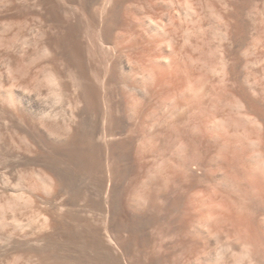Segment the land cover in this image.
<instances>
[{"label": "rangeland", "instance_id": "rangeland-1", "mask_svg": "<svg viewBox=\"0 0 264 264\" xmlns=\"http://www.w3.org/2000/svg\"><path fill=\"white\" fill-rule=\"evenodd\" d=\"M67 258L264 264V0H0V264Z\"/></svg>", "mask_w": 264, "mask_h": 264}, {"label": "bare ground", "instance_id": "bare-ground-1", "mask_svg": "<svg viewBox=\"0 0 264 264\" xmlns=\"http://www.w3.org/2000/svg\"><path fill=\"white\" fill-rule=\"evenodd\" d=\"M78 2H79V1H78ZM81 2H82V1H81ZM82 3H83V2H82ZM84 3H85V1H84ZM84 3H83V4H84ZM85 5H86V4H85ZM82 6H83V5H82ZM83 7H84V6H83ZM85 7H86V6H85ZM67 39H68V37H67ZM71 41H72V40H71ZM75 42H76V41H75ZM71 43H72V42H71ZM73 43H74V42H73ZM76 43H78V42H76ZM67 44H68V43H67ZM70 46H72V47L75 48V46H73V44L70 45ZM76 46H77V44H76ZM78 46H80V45L78 44ZM72 47H71V48H72ZM76 48H77V47H76ZM80 50H81V49H80ZM74 51H75V50H74ZM78 52H79V51H77V53H78ZM80 52H81V51H80ZM80 52H79V53H80ZM75 53H76V52H75ZM75 53H74V54H75ZM77 53H76V54H77ZM76 54H75V55H76ZM82 54H83V53H82ZM65 55H67V54H65ZM69 55H71V54H69ZM75 55H73V56H75ZM73 56H71V57H73ZM66 57H67V56H66ZM69 57H70V56H69ZM75 57H76V56H75ZM77 57H78V55H77ZM77 57H76V58H77ZM71 59H72V58H71ZM73 59H74V58H73ZM73 59H72V60H73ZM69 60H70V59H69ZM77 60H78V58H77ZM82 61H83V60H82ZM75 62H76V60H74V63H75ZM78 62H80V60H79ZM76 64H78V66H79V63H76ZM80 64H82V63L80 62ZM81 66H82V65H81ZM83 68H84V67H83ZM51 75H52V74H50L49 77H50ZM52 76H53V75H52ZM85 77H86V76H85ZM85 77H84V78H85ZM87 77H88V75H87ZM53 78L55 79L54 76H53ZM53 78H52L51 80H53ZM48 79H49V78H48ZM85 79H86V78H85ZM89 80H90V79H89ZM84 81H86V80H84ZM51 82H55V81H51ZM89 82H90V81H89ZM89 82H88V83H89ZM86 83H87V82H86ZM94 84H95V83H94ZM91 85H92V83H91ZM86 86H88V85H86ZM95 86H96V85H95ZM91 87H93V85H92ZM91 87L88 86V88H91ZM85 88H87V87H85ZM85 90H86V89H85ZM93 90H94V89H93ZM86 91H87V90H86ZM97 91H98V90H97ZM97 91H95V92H97ZM87 92H89V91H87ZM87 92H86L84 95H86ZM90 92H92V91H90ZM96 94H97V93H96ZM92 95H93V94H92ZM94 95H95V94H94ZM86 96H87V95H86ZM88 96H89V95H88ZM90 96H91V95H90ZM94 97H95V96H94ZM91 98H92V96H91ZM91 98H90V99H91ZM88 99H89V98H88ZM95 100H96V102H97V99H95ZM91 102H93V101H91ZM96 102H95V105H96ZM91 104H93V103H91ZM93 107H94V105H93ZM95 108H96V107H95ZM41 111H42V110H41ZM43 112H45V111L43 110ZM95 128H96V127H95ZM89 129H90V128H88V130H89ZM96 129H97V128H96ZM83 130H84V129H83ZM92 130H93V129H91V131H92ZM94 130H95V129H94ZM97 131H98V130H97ZM84 132H85V131H84ZM95 132H96V131H95ZM92 133H93V132H92ZM92 133H91V135H92ZM81 134H82V133H81ZM81 134H80V135H81ZM85 134H86V132H85ZM98 134H99V133H98ZM91 135H90V136H91ZM90 136H89V138L92 137V136H91V137H90ZM79 137H80V136H79ZM81 137H82V135H81ZM93 137H94V136H93ZM95 137H96V136H95ZM131 137H132V136H131ZM77 138H78V137H76V139H77ZM82 138H83V137H82ZM85 138H88V137H85ZM73 139H74V138H73ZM83 139H84V138H83ZM70 140H71V139H70ZM74 140H75V139H74ZM74 140H73V142H74ZM81 140H82V139H81ZM81 140H80V141H81ZM88 140H89V139H88ZM98 140H99V139H98ZM98 140H97V141H98ZM91 141H92V140H91ZM71 142H72V140H71ZM82 142H83V141H82ZM86 142H87V141H86ZM86 142H85V140H84V143H86ZM93 142H95V144H96V140L93 141ZM84 143H83V144H84ZM88 143H90V142H88ZM71 144H72V143H71ZM71 144H70V142H69V145H70V146H71ZM78 144H79V143H78ZM78 144H76V146H77ZM88 145H89V144H88ZM88 145L86 144L87 148L90 149L89 147H91L92 145L89 146V147H88ZM63 146H64V144H63ZM70 146H66V148H67V147H70ZM74 146H75V143L73 144V147H74ZM79 146H80V144H79ZM82 146L84 147V145H82ZM82 146H81V147H82ZM57 147H58V146H57ZM64 147H65V146H64ZM93 147H94V146H93ZM98 147H99V146H98ZM58 148H59V147H58ZM71 148H72V146H71ZM84 148H85V147H84ZM100 148H101V147H100ZM103 148H104V147H103ZM126 148H127V147H126ZM64 149H65V148H64ZM72 149H73V148H72ZM72 149H71V152H73ZM77 149H78V148H77ZM77 149H76V150H77ZM91 149H92V148H91ZM95 149H96V153H97V148H95ZM107 149H108V148H107ZM118 149H119V147L117 148V151H118ZM66 150H67V149H65L64 151L66 152ZM68 150H69V148H68ZM79 150H80V148H79ZM93 150H94V148H93ZM93 150H91V151H93ZM130 150H131V149H130ZM58 151H59V149H58ZM64 151H61V152L63 153ZM85 151H86V150H85ZM88 151H89V150H88ZM88 151H87V153H88ZM91 151H89V152H91ZM69 152H70V151H69ZM74 152H75V150H74ZM74 152H73V153H74ZM78 152H80V151H78ZM94 152H95V150H94ZM59 153H60V152H59ZM67 153H68V152H67ZM73 153H72V154H73ZM81 153H82V151H81ZM87 153L85 152L86 156H87ZM98 153H99V151H98ZM102 153H103V151H102ZM72 154H71V155H72ZM76 154H77V153H76ZM76 154H75V155H76ZM78 154L80 155V153H78ZM78 154H77V155H78ZM85 154H84V156H85ZM91 154H92V153H91ZM93 154H95V153H93ZM65 155H66V154H65ZM65 155H64V153H63L62 157L64 158ZM98 155H99V154H98ZM98 155H97V156H98ZM132 155H133V154H132ZM68 156H69V155H68ZM73 156H74V155H73ZM73 156H72V158H73ZM84 156H83V157H84ZM92 156H93V155H92ZM70 157H71V156H70ZM83 157H79V158L81 159V158H83ZM87 157H88V156H87ZM98 157H99V156H98ZM139 157H140V156H139ZM65 158H66V156H65ZM79 158H78V160H79ZM84 158H86V157H84ZM93 158H94V157H93ZM95 158H97V157H95ZM99 158H100V157H99ZM142 158H143V157H142ZM59 159H60V158H59ZM69 159H70V158H69ZM97 159H98V158H97ZM62 160H63V159H62ZM67 160H68V158H67ZM85 160H86V159H85ZM93 160H95V159H93ZM93 160H91V161H93ZM98 160H99V159H98ZM135 160H137V157H136ZM55 161H56V160H55ZM63 161H64V160H63ZM86 161H89V160H86ZM137 161H138V160H137ZM137 161H136V162H137ZM141 161H143V159H142ZM58 162H62V161H58ZM64 162H66V161H64ZM74 162H75V161H74ZM74 162H73V163H74ZM83 162H84V161H83ZM83 162L81 161L80 164L82 165ZM136 162H135V163H136ZM77 163H78V162H76V165H77ZM84 163H85V162H84ZM95 163H96V162H95ZM97 163H98V161H97ZM97 163H96V164H97ZM139 163H140V162H139ZM141 163H142V162H141ZM71 164H72V163H71ZM88 164H89V163H87V165H88ZM90 164L92 165V162H91ZM96 164H95V165H96ZM54 165H55V164H54ZM62 165H63V164H62ZM65 165H66V163H65ZM78 165H79V164H78ZM91 165H90V166H91ZM95 165H94V166H95ZM138 165H139V164H138ZM57 166H58V165H57ZM66 166H67V165H66ZM68 166H70V161H69V165H68ZM68 166H67V167H68ZM84 166H85V164H84ZM84 166L82 167L83 169H84ZM55 167H56V165H55ZM64 167H65V166H64ZM70 167H71V166H70ZM74 167H75V165H74ZM74 167H73V168H74ZM78 167H79V166H78ZM78 167H75V168H76V172L78 171V170H77ZM85 167H86V166H85ZM92 167H93V166H92ZM92 167H91V168H92ZM96 167H97V165H96ZM56 168H57V167H56ZM59 168H60V167H59ZM59 168H58V169H59ZM65 168H66V167H65ZM65 168H64V169H65ZM82 168H81V169H82ZM89 168H90V167H89ZM94 168H95V167H94ZM139 168H140V167H139ZM139 168H138V169H139ZM61 169H62V168H61ZM87 169H88V168H87ZM136 169H137V168H136ZM66 170H68V168H67ZM66 170H65V171H66ZM55 171H56V170H55ZM121 171H122V170H121ZM132 171H133V169H132ZM136 171H137V170H136ZM57 172H58V171H57ZM68 172H69V170H68ZM70 172H71V171H70ZM138 172H139V171H138ZM54 173H55V172H54ZM112 173H113V172H112ZM121 173H122V172H121ZM123 173H124V172H123ZM123 173H122V175H124ZM56 174H57V173H56ZM61 174H62V173H61ZM65 174H66V173H65ZM71 174H72V173H71ZM71 174L69 173V175H71ZM136 174H137V173H136ZM136 174H134V175H136ZM138 174H139V173H138ZM58 175H59V174H58ZM63 175H64V174H63ZM72 175H74V174H72ZM75 175H76V174H75ZM64 176H65V175H64ZM77 176H78V175H77ZM138 176H139V175H138ZM138 176H137V177H138ZM62 177H63V176H62ZM66 177H67V174H66V176H65L64 178H66ZM68 177H70V176H68ZM68 177H67V178H68ZM71 177H72V176H71ZM74 177H75V176H74ZM135 177H136V176H135ZM137 177H136V178H137ZM60 178H61V177H60ZM60 178H59V179H60ZM76 178H77V177H76ZM76 178H74V179H76ZM139 178H140V176H139ZM69 179H70V178H69ZM98 179H99V178H98ZM121 179H122V178H121ZM132 179H133V178H132ZM61 180H62V179H61ZM71 180L73 181V179H71ZM99 180H100V179H99ZM124 180H126V179H124ZM134 181H135V180H134ZM62 182H63V181H62ZM68 182H69V180H68ZM76 182H77V181H76ZM136 182H137V180H136ZM59 183H60V182H59ZM63 183H64V182H63ZM63 183H62V184H63ZM72 183H75V181H73ZM72 183H71V184H72ZM100 183H101V182H100ZM102 183H103V182H102ZM129 183H130V182H129ZM66 184H67V182H66ZM71 184H69V186H70ZM75 184H76V183H75ZM77 184H78V183H77ZM98 184H99V182H98ZM130 184H132V183H130ZM59 185H61V184H59ZM63 185L65 186V184H63ZM72 185H74V184H72ZM78 185H79V184H78ZM100 185H101V184H100ZM100 185H99V186H100ZM64 186H63V189L65 188ZM101 186H103V185H101ZM67 187H68V184H67ZM76 187H77V186H76ZM76 187H74L75 190H76ZM79 187H80V185H79ZM130 187H132V186H130ZM72 188H73V187H72ZM82 188H83V187H82ZM60 189H61V188H60ZM67 189H68V188H67ZM70 189H71V188H70ZM83 189H85V188H83ZM71 190H72V189H71ZM58 191H60V190H58ZM63 191H64V190H62V193H63ZM66 191H67V190H66ZM72 191H73V192H72ZM72 191H71V192L74 193V189H73ZM84 191H85V190H84ZM86 191H87V190H86ZM132 191H133V190H132ZM56 192H57V191H56ZM64 192H65V191H64ZM75 192H76V191H75ZM80 192H81V191H80ZM127 192L129 193V191H127ZM181 192H183V191L181 190ZM83 193H84V192H83ZM87 193H88V192H87ZM58 194H59V193H58ZM66 194H68V191H67ZM69 194H70V193H69ZM69 194H68V195H69ZM74 194H76V193H74ZM74 194H73V195H74ZM81 194H82V192H81ZM81 194H80V196H81ZM129 194H130V193H129ZM56 195H57V194H56ZM56 195H55V197H56ZM63 195H65V193H64ZM180 195H181V194H180ZM76 196H77V195H76ZM78 196H79V195H78ZM84 196H86V195H84ZM127 196H129V195H127ZM130 196H131V195H130ZM163 196H164V195H163ZM62 197L64 198V196H62ZM82 197H83V196H82ZM90 197H91V196H90ZM125 197H126V194H125ZM131 197H132V196H131ZM164 197H165V196H164ZM177 197H178V196H177ZM181 197H182V196H181ZM58 198H59V196H58ZM60 198H61V197H60ZM83 198H84V197H83ZM155 198H156V196H155ZM167 198H169V197L167 196ZM56 199H57V198H56ZM61 199H62V198H61ZM78 199H79V198H78ZM85 199H87V198H85ZM123 199H124V198H123ZM128 199H129V198H128ZM156 199H157V198H156ZM179 199H180V196H179ZM57 200H58V199H57ZM76 200H77V199H76ZM80 200H81V199H80ZM80 200H79V201H80ZM91 200H92V199H91ZM125 200H126V199H125ZM125 200H124V202H125ZM129 200H131V199H129ZM129 200H127V201H129ZM153 200H154V199H153ZM61 201H63L62 203H63V205H64V202H65V201H64V200H61ZM81 201H82V200H81ZM85 201H86V200H83V202H84L83 205H85ZM88 201H89V200H88ZM100 201H101V200H100ZM109 201H110V200H109ZM111 201H112V199H111ZM113 201H114V200H113ZM58 202H59V201H58ZM72 202H73V201H72ZM74 202H75V201H74ZM89 202H91V201H89ZM131 202H132V201H131ZM106 203H107V202H106ZM109 203H110V202H109ZM65 204H66V202H65ZM72 204L74 205L75 203H72ZM87 204H88V203H87ZM93 204H94V203H93ZM93 204H91V205L94 206ZM95 204H97V203L95 202ZM98 204H99V203H98ZM101 204H102V203H101ZM112 204H113V202H112ZM114 204H115V203H114ZM123 204H124V203H123ZM123 204H122V205H123ZM125 204H126V203H125ZM129 204H131V203L128 202V205H129ZM133 204H134V203H133ZM48 205H49V204H48ZM56 205H58V204H56ZM63 205H62V206H63ZM75 205H78V203H76ZM91 205H90V206H91ZM109 205H110V204H109ZM122 205L120 204V206H122ZM38 206H39V205H38ZM38 206H37V208H38ZM51 206H52V205H51ZM53 206H54V205H53ZM62 206H60V203H59L58 207H62ZM68 206H69V205H68ZM68 206H67V207H68ZM70 206H72V205H70ZM70 206H69V207H70ZM96 206H97V205H96ZM100 206H102V205H100ZM103 206H104V204H103ZM105 206H106V205H105ZM105 206H104V207H105ZM124 206H125V205H124ZM124 206H123V207H124ZM135 206H136V205H135ZM44 207H45V206H44ZM47 207H48V206H47ZM64 207H65V206H64ZM64 207H63V208H64ZM82 207H83V206H82ZM82 207H81V208H82ZM86 207H88V205H87ZM104 207H103V209H104ZM48 208H49V207H48ZM52 208L55 209V207H52ZM52 208L50 207L49 209H52ZM63 208H61V209H63ZM70 208H72V207H70ZM73 208H74V207H73ZM89 208H90V207H89ZM97 208H98V207H97ZM106 208H107V207H106ZM113 208H114V206H113ZM121 208H122V207H121ZM127 208H128V207H127ZM129 208H130V207H129ZM131 208H133V207H131ZM134 208H135V207H134ZM45 209H47V208H45ZM59 209H60V208H59ZM59 209H58V210H59ZM66 209H67V208H66ZM74 209L76 210L77 208H74ZM74 209H73V211H75ZM84 209H85V208H84ZM84 209H83V210H84ZM86 209H87V208H86ZM86 209H85V210H86ZM93 209H94V208H93ZM109 209H110V207H109ZM140 209L142 210L141 207H140ZM140 209H139V210H140ZM144 209H145V208H144ZM163 209H164V208H163ZM34 210H37V209H36V206H35V209H34ZM58 210L56 209V211H58ZM63 210H64V209H63ZM77 210H78V209H77ZM77 210H76V211H77ZM81 210H82V209H81ZM98 210H99V209H98ZM101 210H102V207H101V209H100V212H101ZM110 210L112 211V210H114V209H110ZM122 210H123V209H122ZM124 210H125V209H124ZM124 210H123V211H124ZM128 210H129V209H128ZM131 210H132V209H131ZM166 210H167V207H166ZM169 210H170V209H169ZM40 211H41V210H40ZM42 211H44V208H42ZM51 211H52V210H51ZM56 211H55V212H56ZM70 211H71V210H70ZM79 211H80V210H79ZM87 211H91V210H86L85 212H87ZM95 211H96V210H95ZM95 211H94V212H95ZM104 211H105V210H104ZM106 211H107V210H106ZM49 212H50V211H49ZM53 212H54V211H53ZM63 212H64V211H63ZM81 212H82V211H81ZM92 212H93V211H92ZM100 212H99V213H100ZM120 212H121V211H120ZM120 212H119V213H120ZM132 212H133V214H135V213H134L135 210H134V211L132 210ZM137 212H138V210H136V213H137ZM144 212H145V211H144ZM159 212H160V211H159ZM36 213H39V212H36ZM59 213H60V212H59ZM59 213H58V214H59ZM72 213H73V212H71V213L69 212V214H71V215H72ZM77 213H78V212H77ZM97 213H98V211H97ZM112 213H113V212H112ZM122 213H123V212H122ZM141 213H142V212H141ZM43 214H44V212H43ZM43 214L41 213L40 215L42 216ZM46 214L48 215V213H46ZM50 214H51V213H50ZM55 214H56V213H55ZM61 214H62V213H61ZM64 214H67L66 211L63 213V215H64ZM82 214H84V212L81 213L80 216H82ZM92 214H93V213H92ZM100 214H101V213H100ZM100 214H99V215H100ZM104 214H105V213H103V215H104ZM106 214H107V213H106ZM110 214H111V213H109V215H110ZM114 214H115V213H114ZM125 214H127V213H125ZM130 214H131V213H130ZM137 214H138V213H137ZM162 214H163V213H162ZM40 215H39V216H40ZM44 215H45V214H44ZM51 215H52V214H51ZM59 215H60V214H59ZM63 215H62V216L60 215V218H63ZM67 215H68V214H67ZM67 215H66V216H67ZM86 215H87V213H86ZM86 215H85V217L87 218L88 215H87V216H86ZM89 215H90V214H89ZM115 215H116V214H115ZM117 215H118V214H117ZM117 215H116V216H117ZM142 215H143V213H142ZM165 215H166V213H165ZM177 215H178V217H180L179 214H177ZM72 216H73V215H72ZM72 216H69V217H72ZM74 216H76V215H74ZM90 216H91V215H90ZM90 216H89L88 218H90ZM95 216H96V215H95ZM113 216H114V215H113ZM58 217H59V216H58ZM58 217H57V218H58ZM83 217H84V216H83ZM100 217H102V216L100 215ZM134 217H135V216H134ZM169 217H170V216L168 215V218H169ZM172 217H173V216H172ZM174 217H175V216H174ZM34 218H35V216H34ZM34 218H33V219H34ZM65 218H66V217H65ZM65 218H64V219H65ZM80 218H81L82 220H84L82 217H80ZM80 218H79V216H78V218H77L76 220H78V219L80 220ZM88 218H87V219H88ZM91 218H92V217H91ZM104 218H105V217H104ZM116 218H117V217H116ZM116 218H115V219H116ZM119 218H120V217H119ZM125 218H126V217H125ZM146 218L148 219L149 217H146ZM155 218H156V216H155ZM165 218H166V217H165ZM180 218H182V217H180ZM33 219H32V220H33ZM35 219H36V218H35ZM50 219H51V218H50ZM71 219H72V221H73L74 217H73V218H70V220H71ZM87 219H85L84 222L87 221ZM93 219H94V217H93ZM93 219H92V220H93ZM95 219H96V218H95ZM95 219H94V220H95ZM102 219H103V218H102ZM106 219H107V217H106ZM113 219H114V218H113ZM121 219H122V218H121ZM123 219H124V217H123ZM140 219H141V218H140ZM162 219H163V218H162ZM175 219L177 220L178 218L176 217ZM247 219H248V218H247ZM249 219H251V218H249ZM249 219H248V220H249ZM32 220H31V221H32ZM56 220H58V219H56ZM66 220H68L69 223H70V220L67 219V218L64 220L65 223H66ZM90 220H91V219H90ZM99 220H100V219H99ZM99 220H98V216H97V221H99ZM109 220H110V219H109ZM118 220H119V219H118ZM137 220H138V219L129 216V217L127 218V220H126L127 222H126V224H124V226L126 225L127 228L129 227L128 229H130L132 226L135 227V224H139V222H140L139 220H138V221H137ZM142 220H143V219H142ZM153 220H154V219H153ZM153 220H152V221H153ZM245 220H246V219H245ZM51 221H52V220H51ZM72 221H71L70 224H72ZM88 221H89V220H88ZM88 221H87V222H88ZM101 221H102V220H101ZM104 221H105V220H104ZM110 221H111V220H110ZM122 221H123V220H122ZM122 221H121V223H123ZM154 221H155V220H154ZM170 221H171V218H170ZM172 221L174 222V219H173ZM180 221H181V219H180ZM180 221H179V222H180ZM246 221H247V220H246ZM249 221H253V220H249ZM249 221H248V222H249ZM74 222H75V220H74ZM76 222H77V221H76ZM76 222H75V225H76ZM87 222H86V223H87ZM93 222H94V221H92V223H93ZM102 222H103V221H102ZM146 222H147V221H146ZM156 222H157V220H156ZM165 222H166V221H165ZM167 222H168V221H167ZM167 222H166V223H167ZM179 222H178V223H179ZM254 222H255V220H254ZM23 223H24V222H23ZM26 223H27V222H25V224H26ZM28 223H29V222H28ZM55 223H56V222H55ZM67 223H68V222H67ZM69 223L67 224L68 226H69ZM80 223H81V222H80ZM80 223H79V224H80ZM89 223H90V221H89ZM94 223H95V222H94ZM98 223H99V222H98ZM117 223H118V222H117ZM119 223H120V222H119ZM148 223H149V222H148ZM168 223H169V225L171 224L170 222H168ZM19 224H20V222H19ZM19 224H18V225H19ZM31 224H33V223H31ZM57 224H58V223H57ZM57 224H56V225H57ZM73 224H74V223H73ZM79 224H78V226L76 225V226H77V227H76V230H75V228H74V231H75V232L72 233L73 236H72V234H71V229L69 230L70 226H69V228H67L68 226H67V227H64V226H63V227H64L63 230H65V228H66L65 231L69 234L68 236H70V238L73 239L72 237H74V234L76 233L77 229H78V230L80 229L82 232L79 230L81 233H78L79 231H77L76 234H79V235H80V234H82V233L84 232V231L81 229V228H82L81 226H80L81 228H79ZM81 224L83 225V223H81ZM84 224H85V223H84ZM145 224H146V223H145ZM160 224H163L162 220H161V223H160ZM173 224H174V223H173ZM176 224H177V222H176ZM248 224H249V223H248ZM251 224H252V223H251ZM254 224H255V223H254ZM33 225H35V224H33ZM33 225H31V227H29V228H32ZM60 225H61V224H60ZM60 225H59V226H60ZM85 225L88 226V224H85ZM117 225H118V224H117ZM163 225H164V224H163ZM166 225H168V224H166ZM255 225H256V224H255ZM25 226H26V225H25ZM25 226H24V227H25ZM29 226H30V223H29ZM36 226H37V225H36ZM53 226H55V224H53ZM57 226H58V225H57ZM61 226H62V225H61ZM72 226H73V225H72ZM92 226H93V225H92ZM109 226H110V225H109ZM248 226H251V227H252V225H248ZM88 227H89V226H88ZM90 227H91V226H90ZM116 227H117V226H116ZM116 227H115V228H116ZM134 227H132V228H134ZM27 228H28V225H27ZM29 228H28V229H29ZM35 228H36V227L34 226L33 229H34L35 232H36V229H35ZM57 228H58V229H56V228H55V229L58 231V230H59V227H57ZM71 228H72V227H71ZM84 228H85V227H83V229H84ZM94 228H95V226H94ZM115 228H114V229H115ZM118 228H119V227H118ZM142 228H143V227H142ZM167 228H168V227H167ZM248 228H249V227H248ZM253 228H254V227H253ZM60 229H61V228H60ZM86 229H88V228H86ZM137 229H138V228H137ZM258 229H259V228H258ZM23 230H25V229L23 228ZM26 230H27V229H26ZM31 230H32V229H31ZM31 230H29V231L31 232ZM37 230H38V228H37ZM51 230H53V229H51ZM63 230L61 231V234H62ZM68 230H69L70 232H68ZM72 230H73V228H72ZM84 230H85V229H84ZM89 230L91 231L92 228L89 229ZM144 230H145V229H144ZM249 230H251V229H249ZM253 230H254V229H253ZM253 230H252V231H253ZM53 231H54V230H53ZM86 231H87V230H86ZM94 231H96V230L94 229ZM123 231H124V229H123ZM135 231L137 232V230H135ZM254 231H255V232H254ZM254 231H253V232L256 233V230H254ZM26 232H27V231H26ZM30 232H29V233H30ZM32 232H34V231H32ZM38 232H39V231H38ZM54 232L56 233V231H54ZM66 232H63V233H66ZM58 233H59V232H57L56 234L59 235ZM88 233H89V231H88ZM91 233H92V232H91ZM93 233H94V232H93ZM115 233H116V232H115ZM139 233H140V232H139ZM30 234H31V233H30ZM30 234H29V235H30ZM36 234H37V233H36ZM42 234H43V233H42ZM52 234H53V233H52ZM56 234H54V235H56ZM61 234H60V235H61ZM70 234H71V235H70ZM85 234H86V233H85ZM94 234H96V233H94ZM116 234L119 235V233H116ZM123 234H124V232H123ZM125 234H126V233H125ZM134 234H136V233H134ZM250 234H251V231H250ZM25 235H26V233H25ZM29 235H28V237H29ZM32 235H33V234H32ZM32 235H30V236H32ZM34 235H35V234H34ZM34 235H33V236H34ZM39 235H40V234H39ZM54 235H53V236H54ZM79 235H78L77 237H79ZM83 235H84V234H83ZM136 235H137V234H136ZM136 235H135V237H136ZM139 235H140V234H139ZM42 236H43V235H42ZM53 236H52V237H53ZM66 236H67V235H66ZM66 236H65V237H66ZM71 236H72V237H71ZM87 236H88V235H87ZM87 236H86V237H87ZM89 236L91 237L90 233H89ZM96 236H98V235H96ZM119 236H120V235H119ZM126 236H130V235L127 234ZM126 236L124 235V237H122V236H121V237H122V238H125ZM132 236H133V235H132ZM253 236H254V235H253ZM257 236H258V235H257ZM257 236H255L254 238H256ZM35 237H36V236H35ZM37 237H38V235H37ZM61 237H64V236H61ZM80 237H81V236H80ZM84 237H85V236H84ZM84 237H82V238H84ZM29 238H30V237H29ZM31 238H32V237H31ZM41 238H42V237H41ZM74 238H76V237H74ZM88 238H89V237H88ZM88 238H86V240H87ZM95 238H96V237H95ZM133 238H134V237H133ZM137 238H138V237H137ZM142 238H143V237H142ZM37 239H38V238H37ZM39 239H40V238H39ZM50 239H51V238H50ZM56 239H57V237H56ZM64 239L66 240V238H64ZM68 239H69V237H68ZM68 239H67V241H68ZM77 239H79V238H77ZM80 239H81V238H80ZM92 239H93V238H91V241H92ZM97 239L99 240L98 237H97ZM128 239H129V238H128ZM128 239L126 238L125 240H128ZM131 239H132V238H131ZM259 239H262V238H260V236H259ZM32 240H35V239L32 238ZM58 240H59V239H58ZM75 240H76V239H74V241H75ZM81 240H82V239H81ZM81 240H80V241H81ZM84 240H85V239H84ZM136 240H137V239H136ZM262 240H263V239H262ZM61 241H62V238H61ZM70 241H71V240H70ZM72 241H73V240H72ZM93 241H94V240H93ZM93 241H92V242H93ZM95 241H96V240H95ZM123 241H124V240H123ZM134 241H135V240H134ZM134 241H133V239H132V242H134ZM152 241H153V240H152ZM54 242H55V241H54ZM59 242H60V241H58V244H59V246H61ZM76 242H77V241H76ZM81 242H83V240H82ZM87 242H88V244H89V240H87ZM87 242L85 241V243H87ZM97 242H98V241H97ZM97 242H93V243H97ZM61 243L63 244L64 241L61 242ZM65 243H66V241H65ZM68 243H69V242H68ZM68 243H66V244H68ZM72 243H73V242H72ZM72 243H71V244H72ZM78 243H80V242H78ZM140 243H141V242H139V244H140ZM146 243H147V242H146ZM151 243H152V242H151ZM71 244H70V245H71ZM75 244H76V243H75ZM83 244H84V243H83ZM126 244H127V243H126ZM128 244H129V243H128ZM133 244H134V243H133ZM143 244H144V243H142V245H143ZM148 244H149V243H148ZM152 244H153V243H152ZM54 245H57V242H55ZM76 245H77V244H76ZM95 245H96V244H95ZM134 245H136V244H134ZM154 245H155V244H154ZM62 246L64 247V245H62ZM71 246H72V245H71ZM88 246H90V245H88ZM92 246H93V245H92ZM101 246H102V245H101V243H100V247H101ZM138 246H139V245H138ZM148 246H150V245H148ZM56 247H57V246H56ZM75 247H76V246H75ZM77 247H78V246H77ZM81 247H82V246H81ZM83 247H84V245H83ZM98 247H99V245H98ZM144 247H145V246H144ZM53 248L56 249L55 247H53ZM58 248H59V247H58ZM66 248H68V247L66 246ZM72 248H73V247H72ZM72 248H70V250H71ZM78 248H79V247H78ZM136 248H137V247H136ZM149 248H151V246H150ZM155 248H157V247H155ZM194 248H195V247H194ZM197 248H198V246H197ZM41 249H42V248H41ZM44 249H45V248H44ZM73 249H74V248H73ZM76 249H77V248H76ZM76 249H75V250H76ZM79 249H80V248H79ZM87 249H88V248H87ZM87 249H86V251H87ZM143 249H144V248H143ZM143 249H141V250L143 251ZM152 249H153V248H152ZM75 250H74V251H75ZM82 250H83V248H82ZM88 250H89V249H88ZM99 250H100V249H99ZM101 250H102V249H101ZM148 250H149V249H148ZM157 250H158V249H157ZM195 250H196V249H195ZM68 251H69V250H68ZM71 251H72V250H71ZM78 251H79V250H78ZM84 251H85V250H84ZM86 251H85V252H86ZM90 251H91V250H90ZM93 251H94V250L92 249L91 252H93ZM96 251H97V256H98V253H99V252H98V250H96ZM137 251H138V248H137ZM145 251L147 252V249H146ZM151 251H152V250H151ZM155 251H156V249H155ZM155 251H152V253L155 252ZM50 252H52V248H51V251H50ZM53 252H56V251L54 250ZM59 252H60V250L58 251V253H59ZM63 252H64V251H63ZM63 252H62V253H63ZM79 252H80V251H79ZM82 252H83V251H82ZM85 252H84V253H85ZM138 252H139V251H138ZM143 252H144V251H143ZM163 252H164V251H163ZM84 253H83V255H82V253H80V254H81L82 256H84V255H85ZM101 253H102V252L100 251V254H101ZM141 253H142V252H141ZM148 253H149V251H148ZM157 253H158V252H157ZM74 254H75V256H76V255H77V256L80 255V254L78 255L77 252L74 253ZM86 254H87V253H86ZM90 254H91V253H90ZM93 254H94V252H93ZM100 254H99L98 257H101ZM142 254H143V253H142ZM144 254H145V253H144ZM150 254H151V252H150ZM160 254H161V251H160ZM162 254H164V253H162ZM50 255H53V256H54L55 253H54V254H53V253H52V254L50 253ZM61 255H62V254L60 253V256H61ZM81 255H80V256H81ZM134 255H135V253H134ZM145 255H146V254H145ZM165 255H166V254H165ZM167 255H168V254H167ZM53 256H50V257H53ZM60 256H59V257H60ZM62 256H64V254H63ZM77 256H76V257H77ZM87 256L89 257V254H88ZM97 256H96V257H97ZM141 256H142V255H141ZM146 256H147V255H146ZM146 256H145V257H146ZM149 256H150V255H149ZM155 256H156V255H155ZM47 257H49V256H47ZM59 257H58V258H59ZM67 257H68V256H67ZM96 257H95V258H96ZM102 257L104 258V256H102ZM151 257H152V256H151ZM157 257H158V256H157ZM162 257H164V256H162ZM166 257H167V256H166ZM166 257H164V258H166ZM171 257H174V256H171ZM60 258H61V257H60ZM64 258H65V257H64ZM71 258H72V257H71ZM71 258H70V259L67 258V259H66L67 262H65V263H62V262H61V263H62V264H66V263H68V262H69L68 259L70 260V263H71V264H72L71 261H74V260H75V263H76V261H79V258H77L78 260H76V259H73V260H72ZM74 258H75V257H74ZM95 258H94V259H95ZM134 258H136V257L134 256ZM147 258H148V257H147ZM158 258H159V257H158ZM167 258H168V257H167ZM45 259H46V257H45ZM49 259H51V258H49ZM49 259H48V262H49ZM56 259H57V258H55L54 260H56ZM82 259H83V258H82ZM85 259H87V258H85ZM92 259H93V258H91V260H92ZM97 259H98V260H96V261H98L99 264H103V263L101 262V260H99L100 258H97ZM101 259H102V258H101ZM104 259H105V258H104ZM138 259H139V257H138ZM138 259H137V260H138ZM143 259H144V258H143ZM145 259H146V258H145ZM150 259H151V258H150ZM173 259H174V258H173ZM43 260H44V259H43ZM52 260H53V258H52ZM60 260H61V259H60ZM60 260H59L58 264L60 263ZM63 260H64V259H63ZM80 260H81V257H80ZM89 260H90V259H89ZM135 260H136V259H135ZM158 260H159V259H158ZM160 260H161V259H160ZM44 261H46V263H47V260H44ZM99 261H100V262H99ZM102 261L104 262L105 260L102 259ZM140 261H141V260H140ZM151 261H152V260H151ZM153 261H155L154 258H153ZM153 261H152V262H153ZM161 261H162V260H161ZM163 261H164V260H163ZM163 261H162V262H163ZM50 262H52V261L50 260ZM63 262H64V261H63ZM85 262H86V261H85ZM89 262H90V261H89ZM105 262H106V261H105ZM144 262H145V261H144ZM156 262H157V261H156ZM162 262H161V263H162ZM165 262H166V260H165ZM167 262H168V260H167ZM173 262H175V264H176V261H173ZM46 263H45V264H46ZM53 263H54V262H52V264H53ZM56 263H57V261H56ZM75 263L73 262V264H75ZM80 263H82V262H79V264H80ZM106 263H107V262H106ZM139 263H140V262H137V264H139ZM41 264H42V262H41ZM43 264H44V262H43ZM48 264H49V263H48ZM50 264H51V263H50ZM82 264H83V263H82ZM90 264H91V263H90ZM94 264H95V263H94ZM140 264H141V263H140ZM147 264H150V263H147ZM151 264H152V263H151ZM153 264H154V263H153ZM163 264H164V263H163ZM167 264H168V263H167ZM170 264H171V262H170Z\"/></svg>", "mask_w": 264, "mask_h": 264}]
</instances>
